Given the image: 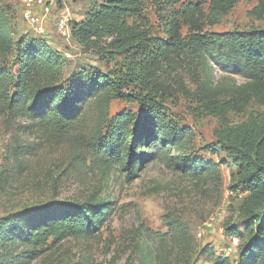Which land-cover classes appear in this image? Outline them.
Here are the masks:
<instances>
[{"label": "trees", "instance_id": "1", "mask_svg": "<svg viewBox=\"0 0 264 264\" xmlns=\"http://www.w3.org/2000/svg\"><path fill=\"white\" fill-rule=\"evenodd\" d=\"M145 1L106 0L72 27L73 36L83 44L113 38L114 52L129 57V70L139 82L141 91L131 94L123 92L126 78L99 69L82 70L64 83V56L43 37L16 38L9 12L0 3V106L15 117L27 116L57 131H68L77 121L86 124L92 119L89 144L93 154L128 176L135 175L156 151L148 150L155 148L169 157L171 146L176 145L180 150L175 157L178 168L197 180L220 183L217 162L186 155L190 132L180 130L163 106L172 91L165 74L189 71L197 78V90L191 92L178 80V91L189 97L198 111L221 119L231 112L244 113L253 103L264 105V30L219 33L203 29L206 21L218 24L241 0H158L176 10L166 23V37L156 39L147 31ZM253 13L264 17V0ZM128 17L137 21L129 23ZM211 62L226 72L241 74L246 83L230 91L223 84L215 85ZM115 99L136 103L139 112L124 110L110 117ZM90 113L92 118H88ZM233 128H227L220 140L231 157L241 161L232 181L249 195L238 209L242 228L228 220L225 233L239 241L235 264H264V122ZM207 150L214 155L219 152L214 146H207ZM231 189L238 191L233 185ZM110 203L93 191L83 202L41 205L3 218L0 264H31L50 239L58 243L72 236L93 235L109 218ZM173 222L170 245L175 252L174 264H178L176 261L191 254L193 247L189 227ZM138 262L162 264L160 255L156 258L150 253ZM126 264L137 262L131 257ZM212 264L234 263L228 256L217 255Z\"/></svg>", "mask_w": 264, "mask_h": 264}, {"label": "rangeland", "instance_id": "2", "mask_svg": "<svg viewBox=\"0 0 264 264\" xmlns=\"http://www.w3.org/2000/svg\"><path fill=\"white\" fill-rule=\"evenodd\" d=\"M28 1L0 0V3L9 12L16 38L43 37L64 56V83L82 70L99 69L126 78L123 92L141 91L135 73L129 70V57L114 52L112 37L90 45L72 34L73 25L85 20L106 0H45L51 9L43 35L24 16ZM259 3L260 0H241L218 24L206 21L203 29L219 33L264 30V17L253 13ZM144 7L149 35L156 39L166 37V23L176 7L158 0H146ZM61 20L65 21L63 26L59 25ZM136 21V17H128L129 23ZM211 66L215 85L223 84L230 91L246 83L241 74L226 72L213 62ZM164 79L172 89L163 102L166 115L180 130L190 132L186 155L217 162L220 183L197 180L178 168L175 157L180 150L176 145L171 146L169 157L155 148L148 150L156 151L135 175L128 176L93 154L89 144L92 119L86 124L77 121L68 131H57L30 117H15L0 106V223L3 218L28 208L83 202L93 191L111 201L109 218L93 235L72 236L58 243L50 239L31 264H126L131 257L139 264V259L149 253L156 258L160 255L162 264H174L175 252L172 253L170 245L172 221L175 224L181 221L189 227L188 238L193 247L191 254L176 261L178 264H212L217 255L228 256L236 263L239 241L236 243L226 235L225 223L231 220L242 228L243 218L238 209L249 192L232 181V174L239 173L242 163L231 157L220 137L227 128L251 122L262 124L264 105L253 103L246 112H231L221 119L198 111L192 100L178 91V80L191 92L197 90V78L189 71L166 73ZM124 110L138 113L139 107L115 99L109 109L110 117ZM91 116L90 113L88 118ZM207 146L217 147L218 154L210 153ZM232 185L238 191L232 190Z\"/></svg>", "mask_w": 264, "mask_h": 264}, {"label": "built area", "instance_id": "3", "mask_svg": "<svg viewBox=\"0 0 264 264\" xmlns=\"http://www.w3.org/2000/svg\"><path fill=\"white\" fill-rule=\"evenodd\" d=\"M39 9V10H38ZM50 5L45 0H29L26 2L24 9V16L35 29V31L41 35L46 33V19L50 13ZM65 23L64 20H61L59 23L60 26H63ZM66 55L70 56L69 53ZM237 243L238 239L233 238Z\"/></svg>", "mask_w": 264, "mask_h": 264}]
</instances>
